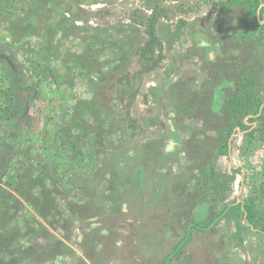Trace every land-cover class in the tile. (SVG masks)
<instances>
[{"label":"rangeland","instance_id":"obj_1","mask_svg":"<svg viewBox=\"0 0 264 264\" xmlns=\"http://www.w3.org/2000/svg\"><path fill=\"white\" fill-rule=\"evenodd\" d=\"M205 1L0 0V264H157L239 201L262 229L264 124L234 128L228 106L264 101V27L252 0ZM157 6L165 59L130 98L132 17ZM184 251L264 264V236L233 216Z\"/></svg>","mask_w":264,"mask_h":264},{"label":"trees","instance_id":"obj_2","mask_svg":"<svg viewBox=\"0 0 264 264\" xmlns=\"http://www.w3.org/2000/svg\"><path fill=\"white\" fill-rule=\"evenodd\" d=\"M259 5L260 0H252V2L249 3V14L252 17H255V19L257 18V10ZM173 11L175 13L178 12L185 14L194 11V7H184L181 4L177 6ZM170 12L172 11L169 8L157 6L153 8L149 14L135 12L132 17L133 22H136L144 28V33L146 35L145 42L137 48L138 63H140L143 67H158V65L165 59L164 44L159 36L157 28L159 27V24L162 19L169 18ZM261 20H263L262 16ZM256 21L258 23L261 22L257 19ZM250 104L251 102L248 99L244 100L242 98H236L235 101L231 102L228 107L231 113L233 114L231 121L233 123V127L237 128V126L240 125L243 131H245V133L253 135L256 129L258 128L259 124H264V101L259 100L256 106L254 105L255 109L253 113L245 114L244 111L248 108ZM242 117L243 119L240 120ZM246 118H248L247 122H245ZM232 131H234V133L239 134V131L237 129H233ZM229 148L230 143L227 142L223 146L224 153H227L229 151ZM233 216H239L243 221L248 224L249 227L253 228V230L258 231L264 236V225L262 226V229H258L256 226L257 218H255L252 213H248L244 209L243 201L235 202L227 206L221 215L213 217L206 224L194 222L192 224L187 225L183 238L179 240V242L173 247L172 251L166 255V257L160 264H172V261L175 258H182L185 256L184 248L191 242L193 230L206 232L209 229L216 227L224 219H232ZM236 226L237 235H240V230L242 229V224L240 220L236 221Z\"/></svg>","mask_w":264,"mask_h":264},{"label":"flooded vegetation","instance_id":"obj_3","mask_svg":"<svg viewBox=\"0 0 264 264\" xmlns=\"http://www.w3.org/2000/svg\"><path fill=\"white\" fill-rule=\"evenodd\" d=\"M262 4H264V0H260V5H262ZM261 14L264 17V6H263V8L261 10ZM263 25H264V23H263ZM138 64H139V71L134 74V78H133V81H132L133 83H132V86L130 88V90H131L130 95H129L130 98H132L133 95H136L137 92L139 91L138 89H139L140 85L137 88V90H135V82L138 79V74H142L141 80L143 81V79L145 78L146 74H148V72H152L155 68H157V67H143L140 63H138ZM127 84H129L128 81H127ZM129 107H130V105H127V108H128L127 112L129 111ZM126 115L128 117L129 123L132 125V129L135 130V124H134V121L132 120V118L130 116V113L129 114L127 113Z\"/></svg>","mask_w":264,"mask_h":264},{"label":"water","instance_id":"obj_4","mask_svg":"<svg viewBox=\"0 0 264 264\" xmlns=\"http://www.w3.org/2000/svg\"><path fill=\"white\" fill-rule=\"evenodd\" d=\"M263 6H264V4L260 5L259 8H258V11H257V19H258L259 21H261V23H264V21L261 20V9H262ZM157 29H158V28H157ZM141 77H142V74H138V79H137L136 82H135V90H137V88H138L139 85H140ZM127 113L129 114V111H128ZM249 117H250V116H249ZM247 119H248V118H246L245 122H247ZM255 125H256V123H255ZM238 131H239V130H238ZM240 133H241V132L239 131V134H240Z\"/></svg>","mask_w":264,"mask_h":264},{"label":"crops","instance_id":"obj_5","mask_svg":"<svg viewBox=\"0 0 264 264\" xmlns=\"http://www.w3.org/2000/svg\"><path fill=\"white\" fill-rule=\"evenodd\" d=\"M205 2H208V0L205 1ZM262 8H263V7H262ZM261 10H262V9H261ZM261 16H262V14H261ZM262 17H263V16H262ZM263 18H264V17H263ZM256 19H257V18H256ZM257 20H258V19H257ZM258 21H259V20H258ZM263 21H264V19H263ZM259 24H261L260 26H264L263 23H261V22H260ZM171 251H172V250H171ZM171 251H170V252H171ZM170 252H169V253H170ZM184 252H185V251H184ZM167 254H168V253H167ZM175 259H176V258H175ZM175 259H174V260H175ZM174 260L172 261V264H174ZM162 261H163V259L160 261V263H161ZM160 263H157V264H160ZM151 264H155V263H151Z\"/></svg>","mask_w":264,"mask_h":264}]
</instances>
